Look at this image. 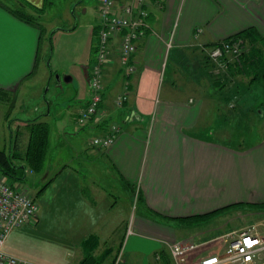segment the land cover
<instances>
[{"label": "crops", "instance_id": "1", "mask_svg": "<svg viewBox=\"0 0 264 264\" xmlns=\"http://www.w3.org/2000/svg\"><path fill=\"white\" fill-rule=\"evenodd\" d=\"M48 2L50 0H0V88L5 91H16L19 86L22 90L31 77L37 65L34 60L39 35L37 24L17 17L10 8L23 9L36 20L37 13L44 15L43 7ZM97 6L98 0H95L96 13ZM146 10L150 28L136 42L134 72L122 73L116 40H113L102 66L101 102L97 111L80 124L92 127L96 135L103 133L111 122L120 127L107 147L95 148L96 154L86 151L85 154L87 160L105 157L108 165L105 186L110 187L112 174L118 189L120 186L135 189L138 210L132 214L129 226L122 224L116 239L102 246L100 237L109 234L114 222L104 219V213L95 211L97 200L94 201L92 194L88 202H83L85 217L78 218L74 224L66 222V228L75 227L77 231L72 241L75 257L68 264L81 263L85 256L82 239L88 234L97 236L89 264L95 261L99 264H162L169 255L168 245L174 242H193L195 245L189 254L200 258L219 252L225 246L221 248L226 234L208 233L207 227L200 230L198 214L213 215L228 212L233 207L264 209V115L261 121H251L239 112L241 109H232L216 89H211L212 84L204 85L201 92L193 90L190 94L178 95L172 79L159 97V85L168 59L173 57L172 50L197 43L208 45L245 28L264 34V0H148ZM91 27L93 43L94 21ZM197 28L200 31L196 34ZM88 31L87 59L79 63L73 87L75 103L71 119L74 122L89 93L92 44ZM69 75L66 81L73 80L74 72ZM110 90L115 91L113 95L108 93ZM123 90L126 97L121 105H116L114 99ZM47 105V98L40 97L33 106L37 115L17 124L27 130L22 156H17L21 158L18 166H23L21 177L44 168L50 139ZM35 122H44L47 126V147L38 169L29 167L24 157L29 125ZM12 145H19L14 136ZM59 166L43 171L45 185L55 180L66 163ZM101 184L103 182L92 183V190H105ZM114 204L115 200H111L110 206ZM251 212L253 215L254 211ZM37 215L36 212L35 217ZM28 224L29 221L8 232L3 243L7 253L25 259L16 251L12 239L19 237L23 226ZM250 228L252 230L246 227L237 232L256 231L253 225ZM256 232H264V223ZM236 233L228 236V241ZM114 255L118 259L113 263ZM257 259L254 258L253 264H262Z\"/></svg>", "mask_w": 264, "mask_h": 264}, {"label": "rangeland", "instance_id": "2", "mask_svg": "<svg viewBox=\"0 0 264 264\" xmlns=\"http://www.w3.org/2000/svg\"><path fill=\"white\" fill-rule=\"evenodd\" d=\"M78 1L50 0L43 7L44 15L37 13L34 21L40 25L41 40L36 68L31 77L25 81L22 90L19 86L16 91H5L0 99V148L16 155L12 157L16 165L19 164L20 158L17 156H22L27 134V130L22 125L17 127V124L37 115L33 106L40 97L45 96L48 100L47 121L50 126V139L43 160V170L27 172L21 177L23 173L17 168L15 175L20 178H14V180L8 178L15 181L14 184L25 193L31 195L38 207L37 217L35 214V218L32 217L29 224L23 226L24 229L19 237H13L14 247L26 260L40 264H68L75 257L72 256L74 249L72 241L76 239L77 231L75 227L66 228V222L74 224L78 218L85 217V212L82 211L83 202H88L92 194L96 198L94 201L97 200L95 211L104 213V219L114 222V227L110 229L109 234L100 237L102 246L112 243L122 224L129 226L132 214L138 210L135 189L121 186L118 189L112 174L109 181L110 187L105 186V173L108 166L105 157L87 160L85 151L97 153L96 147L89 144L90 139L96 135V131L90 126L81 127L71 119V111L75 103L73 87L76 85V72L80 68L79 63L87 59L85 56L87 54L86 34L89 30L91 43V26L96 19L95 0L90 2L83 0L81 4H78ZM93 39L91 48L97 39L96 32ZM209 48L208 45L197 43L187 48L172 50L173 57H169L159 85V97L163 96V89L170 85L169 82L172 79L176 84V93L187 95L195 90L201 92L204 85L208 87L211 85V78L216 72L219 74L224 72L231 81L223 86L220 94L230 96L231 101L241 110L249 108L250 110L245 113L251 121L263 120L264 105L259 103L262 98L258 96L260 87L248 83V78L245 76L227 72L225 66L216 67L215 64V67L211 68L208 65L209 61L204 60ZM243 48L245 46H241V49ZM90 59H92V49ZM69 72H74L72 81H66V77L70 76ZM212 73L213 75H210ZM241 81L248 83V86L241 87L239 84ZM114 90L108 93L113 95ZM210 91L208 88L207 92ZM12 97L13 100H11ZM254 109L260 111L258 115L261 118L256 119L257 115L252 113ZM16 129L18 134L15 136ZM13 136L19 142L16 147L12 145ZM64 162L66 166L58 172L55 180L45 185L43 171L57 169ZM94 182L99 184L103 182L101 185L105 190L94 189L93 191L91 184ZM42 187L43 189L40 190ZM111 200H115L114 207L110 206ZM251 211H254L253 215ZM200 221V230L207 227L209 229L206 231H210L211 234L219 232L226 234L223 237L225 240L222 238V248L227 244L228 236H232L239 229L249 227L252 230L250 227L253 225V230L257 231L264 223V209L233 207L228 212H218ZM116 256L114 255V259ZM255 258L263 264L264 248L258 251Z\"/></svg>", "mask_w": 264, "mask_h": 264}, {"label": "built area", "instance_id": "3", "mask_svg": "<svg viewBox=\"0 0 264 264\" xmlns=\"http://www.w3.org/2000/svg\"><path fill=\"white\" fill-rule=\"evenodd\" d=\"M148 0H98L95 19L96 42L92 48V59L88 76V98L76 114L75 121L83 124L93 115L102 99V66L109 54L110 44L116 40L118 63L123 74L135 70L133 53L136 42L150 28L147 21L146 3ZM200 28L196 29V34ZM241 50L240 39H222L210 46L208 58L216 67L225 66L227 61L237 60ZM125 88V87H124ZM125 91H120L115 99L121 105ZM120 127L111 122L103 133L93 136L89 144L103 149L113 140ZM37 212L34 198L25 193L0 172V264H40L18 258L3 249L8 232L28 221ZM193 242L168 245L169 261L162 264H253L258 251L264 248V232L240 230L217 253L192 258L189 254ZM118 256L114 259L116 262Z\"/></svg>", "mask_w": 264, "mask_h": 264}, {"label": "trees", "instance_id": "4", "mask_svg": "<svg viewBox=\"0 0 264 264\" xmlns=\"http://www.w3.org/2000/svg\"><path fill=\"white\" fill-rule=\"evenodd\" d=\"M10 10L19 18L33 22L37 24L39 28V35H38V44H37V50L35 53V60L34 65L36 64V61L38 59V51L40 47V40H41V29L40 25L29 13L24 11L20 8H10ZM95 30V27H94ZM224 39H240L241 40V46H245V48L241 49L238 55L237 60H231L227 61L225 65V70L229 73L238 74L241 76H245L248 78V83H253L260 87V98H262L259 103L264 105V34H259L255 30L251 28H245L231 36H228ZM50 41V37L48 38ZM219 41V40H218ZM218 41H213L208 46L213 45L214 43ZM48 56V52H47ZM205 61H209L208 65L214 66V63L209 60L207 55L205 56ZM91 61V59H90ZM207 64V63H205ZM215 67V66H214ZM210 72V71H209ZM210 75H213L210 74ZM216 75V76H215ZM212 76V88L216 89L220 94L221 89L225 84L231 81L229 77H227L226 73L222 72L219 74V72H216V74ZM248 83L241 81L239 84L241 87L246 88L248 86ZM5 90L0 88V99L1 94H3ZM225 102L229 103L232 109L239 110V107L231 101V97L228 95H222L221 96ZM13 100V97L11 98ZM259 107H257L258 109ZM254 109L252 111L253 115H257L256 119H259V113L260 111ZM250 110L249 108H245L243 110H239L241 114L249 118L248 115H246V111ZM47 147V126L44 122H35L31 123L29 125V136L27 140V145L24 152V157L26 160L27 165L33 169H38V167L41 164V158L43 157L45 150ZM16 155L12 154L11 152L6 151L4 148H0V172L6 176V178H11V180H14V178H20L15 175V169L19 168L21 172L23 173V166L16 165L12 157ZM20 175V174H19ZM128 184V183H127ZM222 209V208H221ZM214 211V210H213ZM208 213L198 214L197 217H199V220L206 219ZM198 221L195 220V222ZM192 223V221L190 222ZM97 240V236L95 234H88L86 237L82 239L83 246L85 248V256L83 257V260L80 264H89L88 259L90 258V252L92 248L95 246ZM167 261H169V255L167 257ZM166 261V262H167ZM99 261H95L94 264H99Z\"/></svg>", "mask_w": 264, "mask_h": 264}]
</instances>
